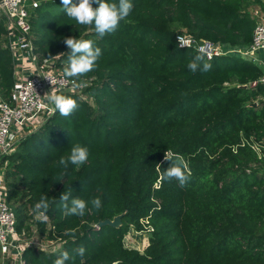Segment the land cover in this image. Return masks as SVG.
<instances>
[{"label":"trees","instance_id":"16d2710c","mask_svg":"<svg viewBox=\"0 0 264 264\" xmlns=\"http://www.w3.org/2000/svg\"><path fill=\"white\" fill-rule=\"evenodd\" d=\"M37 1L30 22L38 61L57 58L63 72L68 37L91 40L102 55L78 78L86 84L80 92L57 93L78 109L48 116L2 159L15 231L29 236L36 228L61 242L58 252L26 248L24 263L52 264L68 251V264H264V88L252 86L261 70L225 55L209 60V71L191 72L187 64L198 52L175 40L184 30L247 48L256 27L251 7L261 0H131L130 14L103 37L70 19L61 0ZM7 33L0 10V101L15 85ZM73 144L88 149V160L65 173L57 161ZM167 150L188 164L183 188L158 182L170 163ZM69 189L85 201L99 197L102 207L64 216L59 196ZM41 196L50 204L47 218L33 211ZM121 214L120 228H96ZM130 231L149 234L142 252L125 247ZM81 246L83 257L74 252Z\"/></svg>","mask_w":264,"mask_h":264},{"label":"built area","instance_id":"2783aa9c","mask_svg":"<svg viewBox=\"0 0 264 264\" xmlns=\"http://www.w3.org/2000/svg\"><path fill=\"white\" fill-rule=\"evenodd\" d=\"M38 4L37 1L32 0H0V10L6 18L8 32L6 47L12 55L14 70H19L21 65H28L32 69L31 73H27L24 77H15L10 99L0 101V264H25L22 254L30 247L52 253L50 245L46 249L44 245L38 243L41 240L33 243V240H29L24 233L19 235L15 231V215L5 199L6 164H2V159L12 154L21 139L36 130L43 124L45 118L53 114V106L47 100L48 94L62 91L80 92L82 89L73 87V78L63 76V72L57 67V58L38 61L34 54L32 55L30 18L31 11L37 8ZM178 36L188 40L190 46L180 47L177 42ZM175 40L179 48L194 49L197 52L201 48L205 49L206 59L210 56L212 60L222 56L223 53L219 45L216 47V44L192 38L184 30L177 32ZM251 50L264 53V21L258 23L256 20ZM259 66L261 75L252 86L260 85L264 88V55ZM42 238L60 249V239Z\"/></svg>","mask_w":264,"mask_h":264},{"label":"clouds","instance_id":"9594fccd","mask_svg":"<svg viewBox=\"0 0 264 264\" xmlns=\"http://www.w3.org/2000/svg\"><path fill=\"white\" fill-rule=\"evenodd\" d=\"M62 9L65 14L75 20L79 25L94 26L95 33L99 37H103L106 33H112L117 30L119 22L125 19L133 9L131 0H115V2H107V0H61ZM93 4L96 7H93ZM177 42L180 47H189L190 42L178 36ZM63 43L69 49L67 57V66L63 69L65 78H73L72 85L75 88L85 87L83 81L77 82L78 78L93 71L97 61L102 55L99 47H93L91 40H78L73 37L65 38ZM205 49L201 48L187 64V68L191 72L209 71L211 63L208 62L211 57L208 56ZM47 100L52 105L53 113L59 112L62 117H69L77 109L78 104L75 99L70 96L57 94L55 92L47 95ZM88 149L80 144H73L69 154L60 157L57 161L58 166L67 172L70 165L80 166L88 160ZM164 160L170 162L169 166L160 171L159 183L164 181L175 180L178 185L183 188L187 185L191 172L184 158L171 150L164 153ZM158 170L160 166L158 165ZM91 204L92 208L99 210L102 207V201L99 197L85 201L78 197L72 196V190L62 192L59 196V208L64 216H83ZM50 207L46 196H41L40 200L34 205L33 211L39 216H44ZM75 254L83 257L85 248L83 246L74 250ZM73 257L68 251H60L59 255L52 261V264H68ZM115 264V262H114Z\"/></svg>","mask_w":264,"mask_h":264},{"label":"crops","instance_id":"0c3cea01","mask_svg":"<svg viewBox=\"0 0 264 264\" xmlns=\"http://www.w3.org/2000/svg\"><path fill=\"white\" fill-rule=\"evenodd\" d=\"M261 3L259 5H253L251 7V12L253 16L256 18L258 23H261L264 21V0L260 1ZM219 48H222V56L225 55H231V56H237L240 58H243L245 60H248L252 63H254L256 66H259V63L261 62L264 53L262 51H252L251 46H248L247 48H231V47H225L220 46ZM32 69L28 65H21L19 67V70H14V77H24L27 73L30 74Z\"/></svg>","mask_w":264,"mask_h":264},{"label":"rangeland","instance_id":"374dc122","mask_svg":"<svg viewBox=\"0 0 264 264\" xmlns=\"http://www.w3.org/2000/svg\"><path fill=\"white\" fill-rule=\"evenodd\" d=\"M32 1H37V0H32ZM39 3V1H37ZM131 232V231H130ZM27 238L29 240H33V243H37L35 241H40L38 243L44 245V247L46 249H48L49 245H50V251L51 252H58V248L55 244H51L49 241L45 240L44 238H42V236H40V234H38L36 228H33V230L31 231L30 235L27 236ZM148 238H149V234L146 233H134L133 231L131 232V234H128L125 239H124V245L126 248L128 249H133V250H137L139 252H142L146 246L148 245Z\"/></svg>","mask_w":264,"mask_h":264},{"label":"water","instance_id":"95a60500","mask_svg":"<svg viewBox=\"0 0 264 264\" xmlns=\"http://www.w3.org/2000/svg\"><path fill=\"white\" fill-rule=\"evenodd\" d=\"M215 46L217 47L218 44H216ZM31 53H32V55L34 54V53H33V50H31ZM122 217H123V214L118 215V216H115L112 220H104V221H100V222L97 224V227H98V228H101V227L109 226V227H111V228L118 229V228H120L121 225H122V222H121ZM129 233H131V232H129Z\"/></svg>","mask_w":264,"mask_h":264}]
</instances>
